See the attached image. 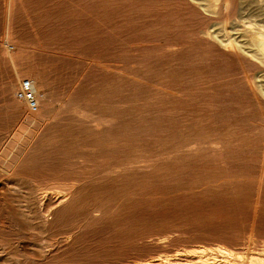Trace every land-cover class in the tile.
<instances>
[{"label":"rangeland","instance_id":"obj_1","mask_svg":"<svg viewBox=\"0 0 264 264\" xmlns=\"http://www.w3.org/2000/svg\"><path fill=\"white\" fill-rule=\"evenodd\" d=\"M182 1L0 0V264L264 252V0Z\"/></svg>","mask_w":264,"mask_h":264},{"label":"bare ground","instance_id":"obj_2","mask_svg":"<svg viewBox=\"0 0 264 264\" xmlns=\"http://www.w3.org/2000/svg\"><path fill=\"white\" fill-rule=\"evenodd\" d=\"M182 1V0H181ZM190 1V0H189ZM200 1V0H199ZM211 1V0H210ZM213 1V0H212ZM227 1V0H226ZM225 1V2H226ZM183 2V1H182ZM185 3H187V1H184ZM193 2V1H192ZM225 2H222V3H224L225 4ZM228 2H229V0H228ZM227 2V3H228ZM231 2V1H230ZM191 3V2H190ZM195 3V2H194ZM211 3V2H210ZM210 3L208 4V5H210ZM226 3V4H227ZM193 4V3H192ZM199 4H201V3H198V5ZM206 4V3H205ZM194 5V4H193ZM207 4H206V6H208ZM218 5H220V4H218ZM230 5H232V4H230ZM190 6V5H189ZM188 6V9L190 8ZM186 7V6H185ZM195 7V6H194ZM193 7V8H194ZM198 7V6H197ZM203 7V6H202ZM209 7V6H208ZM215 7H217V5L215 6ZM225 7V6H224ZM233 7V6H232ZM193 8H192V10H193ZM218 8V7H217ZM217 8H214V9H216L217 10ZM187 9V10H188ZM198 9V8H197ZM205 10H207V9H204V11ZM227 10L229 11L230 9L227 7ZM200 11V10H199ZM208 11V10H207ZM219 11H221V10H219ZM233 11H234V9H233ZM188 12H189V10H188ZM200 13H203L202 11L200 12ZM205 13V12H204ZM215 13V12H214ZM213 13V14H214ZM221 13H223L222 11L220 12V14ZM227 13V12H226ZM205 14H207V13H205ZM211 14V12L208 14V15H210ZM217 14V13H216ZM216 14L215 15H212V18H213V16H216ZM224 15H225V12H224ZM231 15V14H230ZM229 15V16H230ZM207 16V15H206ZM227 16H228V14H227ZM210 17V16H209ZM208 16L206 17L207 19L209 18ZM217 17V16H216ZM215 17V18H216ZM220 17H222V16H220V15H218V19L217 20H219V18ZM225 17V16H224ZM211 18V17H210ZM229 18H231V16L229 17ZM215 19V20H216ZM226 19V18H225ZM228 19V18H227ZM214 20V19H213ZM214 20V21H215ZM213 21V22H214ZM226 21V20H225ZM240 21H242V20H240ZM205 22V21H204ZM231 22V21H230ZM230 22H229V24H230ZM243 22V21H242ZM225 23V22H224ZM227 23V22H226ZM212 24V23H211ZM240 24V23H239ZM245 24V23H244ZM226 25V24H225ZM228 26V25H227ZM226 26V27H227ZM245 26V25H244ZM210 26H208V28H209ZM225 26L223 27V28H226ZM228 28H229V26H228ZM233 28V27H232ZM256 28V27H255ZM230 29V28H229ZM244 29H246L245 27H244ZM258 29H260V28H258ZM204 30V29H203ZM203 30H202V33H203ZM206 30V29H205ZM213 29H210V31H212ZM217 30V29H216ZM226 30H228L227 28H226ZM225 30V31H226ZM255 29H253V31H254ZM262 30V29H261ZM228 31H230V30H228ZM263 31V30H262ZM191 32V31H190ZM189 32V33H190ZM251 32H252V30H251ZM255 33L257 32V31H254ZM226 33H227V31H226ZM225 33V34H226ZM230 33V32H229ZM250 32H248V34H249ZM195 34V33H194ZM205 34V33H204ZM210 34V33H209ZM218 34V33H217ZM216 34V35H217ZM220 34V33H219ZM258 34V33H257ZM199 35V34H198ZM221 35V34H220ZM247 35V34H246ZM259 35V34H258ZM193 36V35H192ZM206 36H207V34H206ZM223 36V35H222ZM225 36V35H224ZM228 36H229V34H228ZM257 35H255L254 36V34H252V37L254 38V37H256ZM261 36V35H260ZM196 37V36H195ZM208 37H210V35L208 36ZM219 37V36H218ZM221 37V36H220ZM219 37V38H220ZM251 37V38H252ZM253 38H252V40H253ZM258 38V39H257ZM221 39V38H220ZM228 39V38H227ZM255 39H257L256 41H257V43H258V46L257 47H259L258 49H260V51L262 50L263 52H264V34H262V36L259 38V37H256V38H254V40ZM210 40H211V38H210ZM253 40V41H254ZM212 41V40H211ZM221 41L223 42V38L221 39ZM249 41H250V39H249ZM256 41H254V42H256ZM232 42V41H231ZM219 43H220V41H219ZM224 43V42H223ZM239 43V42H238ZM225 44V43H224ZM231 44V43H230ZM236 44V43H235ZM250 44H252V42H250ZM240 45V44H239ZM238 45V46H239ZM226 46V45H225ZM232 46V45H231ZM244 46L245 45H243V47H242V49L244 48ZM241 47V46H240ZM235 48H236V46H235ZM257 49V50H258ZM246 50V49H245ZM248 50V49H247ZM246 50V51H247ZM249 51V50H248ZM259 53H261V52H259ZM252 54V53H251ZM252 56V55H251ZM255 57V56H254ZM262 57H264V54L262 55ZM258 58V57H257ZM256 59V58H255ZM262 59H264V58H262ZM262 59H261V62H262ZM257 60H259V59H257ZM264 64V63H263ZM261 67H263L262 65H261ZM264 68V67H263ZM262 69V68H261ZM245 74H248V73H245ZM255 74V73H254ZM253 78H254V76H253ZM245 79H246V77H245ZM248 79V78H247ZM249 80H250V78H249ZM32 81H33V83H34V88H35V91L36 92H39V90H38V87H37V85H36V82H35V80H33L32 79ZM247 82V81H246ZM248 82H250V81H248ZM252 84V83H251ZM41 87V86H40ZM15 95V94H14ZM43 97H44V95H43ZM42 97V98H43ZM38 99V98H37ZM20 101V100H19ZM36 115H38L37 113H35ZM33 115H34V113H33ZM30 116V115H29ZM31 117V116H30ZM218 248V247H217ZM221 248V249H220ZM220 248H218V249H220V251L222 252L221 253V256L223 257V259L225 260V262H224V264H264V252H261V253H258V255H251L250 257H249V259L248 260H244V258H242L241 257V255L238 253V252H233V251H231V250H228V249H222V247H220ZM203 250V249H202ZM209 250V249H208ZM264 250V249H263ZM217 251V250H216ZM215 251V252H216ZM219 251V252H220ZM214 253V252H213ZM217 253H218V251H217ZM220 254V253H219ZM213 255V254H212ZM216 256V255H215ZM209 258V257H208ZM207 258V259H208ZM211 258H212V256H211ZM215 258V257H214ZM217 259V258H216ZM220 259V258H219ZM218 259V260H219ZM222 261V260H221ZM208 262V261H207ZM213 262V261H212ZM214 262H216V260L214 261ZM217 262H219V261H217ZM207 264V263H206ZM209 264H210V262H209ZM213 264V263H212ZM217 264H219V263H217ZM221 264V263H220Z\"/></svg>","mask_w":264,"mask_h":264},{"label":"built area","instance_id":"obj_3","mask_svg":"<svg viewBox=\"0 0 264 264\" xmlns=\"http://www.w3.org/2000/svg\"><path fill=\"white\" fill-rule=\"evenodd\" d=\"M15 97L19 100L24 101L30 111H37L38 101L36 98L34 83L32 80L23 79L15 92Z\"/></svg>","mask_w":264,"mask_h":264}]
</instances>
